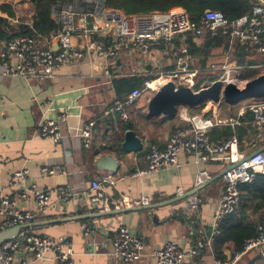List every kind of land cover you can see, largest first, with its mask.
I'll use <instances>...</instances> for the list:
<instances>
[{"label": "crops", "instance_id": "crops-1", "mask_svg": "<svg viewBox=\"0 0 264 264\" xmlns=\"http://www.w3.org/2000/svg\"><path fill=\"white\" fill-rule=\"evenodd\" d=\"M33 14L32 7L30 16ZM0 16L5 18L6 14L0 12ZM197 39L199 38L193 39V42L199 45ZM185 42V36L176 35L173 39L174 51L158 46L152 48L146 56L131 53L110 63L93 56L80 64L60 69L54 80L42 83L27 84L18 77L0 79V193L5 197L12 196L13 191L7 181L14 171L25 168L29 172L26 185L31 183L39 188L53 189L55 192L42 215L24 225L86 215L85 219L78 221L33 226L21 231L54 239L65 238L72 250V264H126L112 254V243L119 227L127 228L146 245V254L133 264H155L154 257L150 255L151 251L161 249L170 242L185 250L198 243L210 242V247H204V254H198V258L188 257L186 261L188 264H215L211 250L214 235L211 223L224 187L222 173L226 168L225 163H197L193 154L181 152L175 166L147 176L135 177L133 173L145 166V154L149 147L155 145L163 149L168 137L183 123L179 121L177 113L173 119L163 116L149 117L147 104L153 94L143 93L135 105L127 108L137 111L139 119L135 122L137 131L134 132L140 138L143 148L140 152L125 153L121 148L123 138L120 142L119 137L128 117L123 121L116 112L108 117L103 116L104 110L113 100L125 96L117 95L116 90L123 87H115V81L137 80L143 84L153 81L157 78L156 70L159 65L163 66L166 72L173 71L174 64H178V59L183 58L176 51V47H187ZM167 51L168 53L163 54ZM161 58L163 61L160 64ZM193 60L195 61V57ZM238 75L239 72L235 77ZM229 77L234 76L229 74ZM222 79L223 77L218 80ZM203 87L206 86L202 85L201 88ZM223 102H206L203 108L198 109L199 106H196L193 107V113L190 109L189 112L206 117L216 115L238 118L239 125L236 127L211 128L209 139L212 142L224 141L225 138L220 137V130L226 127L232 131L231 135L237 137L242 153L248 154L263 149L264 125L253 124L252 118L246 113L241 117L239 111L243 104L224 105ZM59 113H65L67 116V136L58 142L39 137L37 125L44 120H55ZM88 121H95V127L91 147L85 149L78 134L82 125ZM104 155L116 160L115 170L108 171L97 166L98 159ZM55 164L61 165L65 173L53 177L41 175L42 167ZM199 170L205 171L209 178L195 187ZM104 178L108 179L102 182ZM94 180L101 182L103 194L107 199L126 201L129 204L146 199L147 204L118 209L111 206L103 211L99 205H92L89 201L92 194L90 186ZM62 186L74 197L68 205L61 204L57 198L56 189ZM178 189H181V194ZM193 195L201 200L196 209H191L186 204L187 198ZM240 201L241 205H247L241 199L239 205ZM16 209L19 212L35 213L37 206L33 200L18 201ZM119 209L133 210L102 217L94 216L100 212ZM234 217L242 223L257 227L258 224L264 223V210L260 207L258 212L252 209L244 211L239 206ZM2 219L3 215H0V224ZM83 225L90 227V234H84ZM223 254L224 260L233 256L229 249H224ZM247 255L236 264H264V258L258 256L257 252H254V256ZM14 264L55 262L50 254L44 261L38 262L31 261L29 256L22 259L19 254H15Z\"/></svg>", "mask_w": 264, "mask_h": 264}, {"label": "built area", "instance_id": "built-area-1", "mask_svg": "<svg viewBox=\"0 0 264 264\" xmlns=\"http://www.w3.org/2000/svg\"><path fill=\"white\" fill-rule=\"evenodd\" d=\"M21 1L26 2L0 0V5H10L15 12L14 18L4 17L11 24H23L32 28L30 19L23 22L17 17L16 11ZM50 18L58 27L48 35H20L10 41H0V79L18 77L27 84L42 83L54 80L60 69L80 64L93 56L110 63L131 53L146 56L152 48L158 46L174 51L173 39L176 35L192 34L195 38L221 35L228 38L230 46L235 43L250 46L258 54L264 55V0H251L249 12L233 20L227 19L219 11L205 10L198 22H192L186 12L179 8L168 12L128 15L121 10L110 8L105 0L56 1L51 6ZM177 51L186 55V47ZM188 57L178 59L177 69L160 73L153 81L144 83L142 89H133L123 99L113 100L104 110L103 116L108 117L116 112L120 119L125 121L128 117L126 109L135 105L143 93L154 94L168 81L193 89L198 70L186 69ZM252 68L259 69L261 74L264 73V64L254 65ZM215 70L217 68L213 65L208 68V71ZM222 80L237 84L238 76L230 78L227 73L226 78ZM245 113L252 118L253 124L264 125V98L246 100L239 115L243 117ZM177 116L183 125L168 137L163 149L155 145L149 147L145 154V166L136 170L133 176H147L175 166L181 152L193 154L197 163H225L226 168L222 176L224 187L211 223L212 234H215L225 217L233 215L237 210L240 200L239 186L251 183L257 174L264 176V148L244 154L239 150L235 135L222 142H212L209 139L211 128L236 127L239 125L238 118L193 115L184 106L178 107ZM66 122V114L59 113L55 120L41 121L37 125V134L43 139L58 142L67 136ZM94 127L95 121H88L80 129L78 138L85 149L91 147ZM40 173L53 177L65 172L61 165L55 164L42 167ZM208 178L205 171L199 170L194 186L198 187ZM107 179L104 178L102 182ZM28 180L27 169L14 171L7 181L13 191L12 196L5 197L0 193V215H3L0 232L30 223L48 208L55 191L39 188L31 183L26 185ZM1 189L0 180V192ZM90 191V203L99 205L103 211L111 206L118 209L147 204L146 199L132 204L107 199L103 194L101 182L97 180L91 182ZM56 193L61 204L68 205L74 200L72 193L64 186L57 188ZM178 193L181 194V189H178ZM27 200L36 203L35 213L19 212L16 209L18 201ZM200 202L195 195L186 200L191 209H196ZM82 229L85 235L91 233L90 227L83 225ZM204 247H210V242L198 243L188 250L170 242L161 249L151 251L150 255L154 257L155 264H188L186 259L197 256L198 250ZM112 249L113 256L126 264L137 263L147 252L142 239L125 227L117 229ZM251 252H257L258 256L264 258V223L257 225L256 235L244 241L241 251L234 253L229 260H215V264H236ZM15 254H19L22 259L29 256L31 261L37 262L44 261L50 254L55 264H72V250L65 238L54 239L25 230L0 244V264H14Z\"/></svg>", "mask_w": 264, "mask_h": 264}, {"label": "trees", "instance_id": "trees-1", "mask_svg": "<svg viewBox=\"0 0 264 264\" xmlns=\"http://www.w3.org/2000/svg\"><path fill=\"white\" fill-rule=\"evenodd\" d=\"M56 1L68 0H32L34 14L30 18L32 28L23 24H11L7 18H13L15 12L10 5H0V12L6 14L7 18L0 16V41H10L20 35L40 34L48 35L57 29L56 23L50 18L51 6ZM110 8L123 11L125 14L144 15L151 12H168L173 9H182L186 12L188 18L192 22H198L205 10H214L221 12L227 19L233 20L239 18L249 12L251 8V0H105ZM195 36L192 34L185 35L186 55L199 56L201 58L200 70L195 78L194 91H198L202 85L208 86L212 82L218 80V76L214 71L203 72L211 65L221 68L225 61V53H229V57L235 62L240 69L238 79L240 81H248L260 75V70L254 65L264 64V55L258 54L250 46H241L237 43L230 46L229 40L221 35L204 36L201 45L194 44ZM163 49L161 46L159 47ZM175 48V47H174ZM179 47H176V51ZM204 74V76H203ZM219 75H225L220 69ZM202 76V77H201ZM155 79V78H154ZM208 82V83H207ZM123 87L116 90L119 97L127 95L133 89L143 88V83L137 80L119 79L115 81V87ZM124 96V97H125ZM123 97V98H124ZM122 98V99H123ZM223 102L222 104H224ZM206 102L199 105L198 109L203 108ZM225 105V104H224ZM236 105V104H235ZM132 107V106H131ZM193 113L195 108L188 107ZM131 110V111H130ZM126 109L128 120L124 122L121 128L119 141H122L123 132L126 130L137 131L136 120L139 119L137 111ZM230 117V116H229ZM222 138H229L232 134L229 128H222ZM227 137V138H226ZM224 139V140H225ZM240 199L247 205H241L242 210H251L258 212L261 207L264 210V176L257 174L256 178L249 184H241L239 186ZM238 206V208H239ZM235 211L236 212L238 211ZM228 215L219 224L217 232L212 236L211 250L215 260H224V249H229L232 254L239 252L243 248L244 241L256 234V226L253 224H245L235 219L234 215ZM244 215V212H243ZM206 248L199 250L198 254H204ZM197 254V258L199 257ZM253 255L254 252L248 253ZM247 255V256H248Z\"/></svg>", "mask_w": 264, "mask_h": 264}, {"label": "water", "instance_id": "water-1", "mask_svg": "<svg viewBox=\"0 0 264 264\" xmlns=\"http://www.w3.org/2000/svg\"><path fill=\"white\" fill-rule=\"evenodd\" d=\"M261 98H264V73L256 76L254 79L248 80L242 87L233 82L226 83L223 80H216L210 85L200 88L198 91H194L182 84H175L173 81H168L149 99L147 114L149 117L163 116L167 119H173L180 106L196 107L203 102L219 103L221 101H224L228 105H234L245 100ZM121 148L125 153H136L142 150L143 144L135 132L129 130L123 135ZM97 166L108 171H113L117 168V162L113 157L104 155L98 159ZM130 210L133 209L111 210L108 212H100L94 216L102 217ZM85 218L86 215L72 216L47 222H38L31 225L15 226L0 232V244L14 238L21 230L28 227L57 224L65 221H78Z\"/></svg>", "mask_w": 264, "mask_h": 264}, {"label": "rangeland", "instance_id": "rangeland-1", "mask_svg": "<svg viewBox=\"0 0 264 264\" xmlns=\"http://www.w3.org/2000/svg\"><path fill=\"white\" fill-rule=\"evenodd\" d=\"M31 3H32V0H29L28 2H25V1H21L20 2V5H19V7L17 8V11H16L18 19H20L23 22L29 21V19L32 17V16H30V11L32 10ZM203 39H204V37L197 39V40H199V42H198V43H200L199 45L202 44ZM164 53H168V51L167 52H163V54ZM177 55H179V53ZM177 55H175V58L177 57ZM225 55H226V57H225L224 64L222 66L223 67L222 70L224 71V73H226V74L229 73L231 76H234L233 78H235V76L240 71V69L236 68L237 66L235 65V62L230 59L229 53H225ZM188 59L189 60L186 62L187 63V68L186 69H190L191 70V69L195 68V70H198V71L201 69L199 67L200 66V62H201V58L199 56H195V61L193 60V57H191V56H189ZM159 61H160V64H161L162 61H163L162 58L159 59ZM174 66H175V69L178 68L177 64L176 65L174 64ZM193 66H195V67H193ZM158 67H159L158 70H156L157 74H158L157 77L160 75V73H166L165 68H163V66L159 65ZM216 68H217V70H215L214 73L218 76V78H222L223 77L225 79L226 75L225 76L224 75H219L218 72L220 71V68L218 66H216ZM203 72H209V71H208V69H205L201 73H203ZM203 76H204V74H203ZM244 83H245V81H240L239 79L237 80V84L239 86H241V87L243 86ZM240 103L241 104H245L246 100L242 101Z\"/></svg>", "mask_w": 264, "mask_h": 264}]
</instances>
